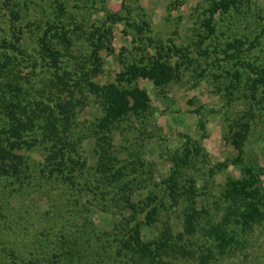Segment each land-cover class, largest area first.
Masks as SVG:
<instances>
[{
  "label": "trees",
  "instance_id": "16d2710c",
  "mask_svg": "<svg viewBox=\"0 0 264 264\" xmlns=\"http://www.w3.org/2000/svg\"><path fill=\"white\" fill-rule=\"evenodd\" d=\"M68 1H3L11 24L9 38H0V183H15L17 191L37 179L58 180L71 190L87 187L93 200L107 205L100 209L108 210L115 222L107 230H97L83 217L80 226L59 234V250L51 247L46 253L26 257L15 254L12 264H216L235 254L245 245L253 226L264 225V182L259 185V173L252 166L242 164L240 175L225 181L221 216L214 222L206 210L194 205V180L179 174L190 152H198L188 139L181 152L172 156L170 172L159 180L158 189L147 190L141 198L134 194L146 186L145 177L129 174L134 172L127 168L132 163L120 161L112 143L113 133L129 116L143 121L149 114L148 96L137 79L149 80L157 88L176 81L180 62H190L188 50L158 44L148 53L149 46H137L135 50L144 53L119 60L122 69L115 79L99 84L93 80L101 71L98 53L112 50V24L124 17L104 8L102 18L93 20L83 14V0L73 11ZM88 1L87 7L92 9L95 0ZM238 1H207L202 40L214 31V14L227 11ZM31 8L36 12L29 16ZM136 29L140 33L141 26L137 24ZM24 33L32 40L30 51ZM146 41L150 44L148 38ZM77 44L78 51L73 53ZM250 69L254 73L250 88L255 90L264 85V68ZM89 101L98 107V114L84 125L79 114ZM248 118L245 115L228 128L227 138L237 152L233 163L242 162L239 155L249 129ZM85 139L91 141L94 156L89 173L81 152ZM33 149L42 152V161L31 171L25 153ZM133 157L140 168L139 155ZM66 201L79 203L73 194ZM89 205L84 200L79 209L85 212ZM174 206L180 207V229L175 231L164 221L156 226L162 210ZM149 227L157 233L144 239Z\"/></svg>",
  "mask_w": 264,
  "mask_h": 264
},
{
  "label": "rangeland",
  "instance_id": "374dc122",
  "mask_svg": "<svg viewBox=\"0 0 264 264\" xmlns=\"http://www.w3.org/2000/svg\"><path fill=\"white\" fill-rule=\"evenodd\" d=\"M3 1L0 0V38H9L11 21ZM83 1L85 6L80 8L84 13L77 11L78 15L83 13L93 20L102 18L105 8L124 17L112 24V50L98 53L101 71L93 80L99 84L113 81L122 69L119 60L133 57L137 46H149L145 51L148 53L158 44L188 50L190 62H180L176 81L157 88L149 80L137 79V85L148 96L149 114L143 121L129 116L113 133L112 143L118 159L126 165L132 163L127 168L134 172L129 174L145 177L146 186L134 194L141 198L147 190L158 189L155 186L159 180L170 172L172 156L181 152L188 139L198 152L197 155L190 152L188 163L179 169V174L194 180L197 193L194 205L206 210L211 221L217 222L224 183L240 175L242 164L252 166L259 173V185L264 182V85L255 90L250 88L254 76L250 68H264V0H239L227 11L214 14V31L203 40L206 31L202 19L206 16L208 0H95L96 12L94 7H87L90 1ZM80 3L81 0H69L70 11ZM35 12L31 8L28 14ZM137 24L141 26L140 33ZM23 35L30 51L32 40L28 33ZM78 46L72 47L73 53L78 51ZM230 83L232 86L227 91L225 88ZM97 114L98 107L89 101L79 119L87 125ZM245 115L250 118L239 155L242 162L233 163L237 152L227 138L228 128L236 126ZM91 147L89 139L83 140L81 152L88 173L94 161ZM135 154L143 163L140 168ZM25 156L31 171L42 161L38 149L26 152ZM15 187V183H0V264H12L15 254L26 257L29 253H46L51 247L59 250V234L80 226L83 217L97 230H107L115 222L108 210L100 209L107 205L93 200L87 187L71 190L58 180L43 179L27 183L18 191ZM69 194L78 197L77 205L66 201ZM84 200L91 203L85 212L79 209ZM179 216L178 206L162 210L156 226L164 221L177 231ZM156 233L155 228L149 227L143 238ZM246 238L245 245L235 254L223 257L216 264H264V225L253 226Z\"/></svg>",
  "mask_w": 264,
  "mask_h": 264
}]
</instances>
